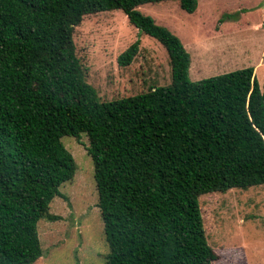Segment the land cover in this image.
I'll use <instances>...</instances> for the list:
<instances>
[{"label": "trees", "instance_id": "16d2710c", "mask_svg": "<svg viewBox=\"0 0 264 264\" xmlns=\"http://www.w3.org/2000/svg\"><path fill=\"white\" fill-rule=\"evenodd\" d=\"M198 0H0V264L43 254L37 224L77 170L61 139L85 134L107 264H212L200 197L264 185V90L254 68L188 78L190 54L138 11ZM122 11L167 51L171 83L101 102L74 31L86 16ZM136 41L117 62L131 64Z\"/></svg>", "mask_w": 264, "mask_h": 264}, {"label": "rangeland", "instance_id": "374dc122", "mask_svg": "<svg viewBox=\"0 0 264 264\" xmlns=\"http://www.w3.org/2000/svg\"><path fill=\"white\" fill-rule=\"evenodd\" d=\"M138 11L179 37L190 54L189 80L253 67L264 90V0H198L194 13L176 1H162ZM74 41L88 70L87 82L101 102L171 83L165 48L132 26L120 10L86 16L75 28ZM136 41L139 50L131 64L119 65L118 56ZM61 141L77 170L59 188L66 198L57 196L50 204V213L59 219L37 224L43 254L33 264H107L87 137ZM199 201L207 241L217 254L212 264H264V185L210 193Z\"/></svg>", "mask_w": 264, "mask_h": 264}]
</instances>
